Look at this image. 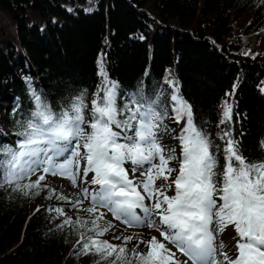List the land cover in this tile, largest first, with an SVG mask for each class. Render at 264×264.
<instances>
[{
	"label": "trees",
	"instance_id": "trees-1",
	"mask_svg": "<svg viewBox=\"0 0 264 264\" xmlns=\"http://www.w3.org/2000/svg\"><path fill=\"white\" fill-rule=\"evenodd\" d=\"M1 10L17 19V41L0 38V148L22 139L17 133L35 110L32 89L54 112L83 96L90 119L103 59L109 80L119 85L118 108L133 93L155 99L163 90L156 107L168 115L160 127L174 136L185 121L172 119L171 81L192 106L197 127L220 145L213 149L217 173L225 163L223 129L248 160L264 161V0H0ZM226 100L232 120L222 125ZM60 196L44 180L24 190L0 187V264H108L99 254H82L78 244L82 232L94 235L87 231L94 216L76 213L65 224L55 209L73 204ZM41 198L49 205L35 210ZM78 218L88 225L76 224ZM120 246L135 264L128 244Z\"/></svg>",
	"mask_w": 264,
	"mask_h": 264
},
{
	"label": "snow or ice",
	"instance_id": "snow-or-ice-1",
	"mask_svg": "<svg viewBox=\"0 0 264 264\" xmlns=\"http://www.w3.org/2000/svg\"><path fill=\"white\" fill-rule=\"evenodd\" d=\"M98 75L101 80L88 120L83 96L64 110L54 112L32 89L35 110L27 119L24 131L17 133L22 139L14 147L0 148L4 156L0 159V187L14 185L17 190L39 187L46 175H59L73 186L78 181L97 185L92 191L82 189L84 199L91 203L85 211L94 216L87 231L94 235L85 238L82 232L78 244L82 246V254H99L108 264H131V261L127 259L126 247L100 239L111 228L110 224L101 227L98 223L103 219L102 212L96 214L101 208H107L128 226L155 229L192 264H264V161L248 160L231 132L223 129L225 163L217 173L218 160L213 149L219 151L220 145H214L207 133L197 127L192 106L167 81L173 87L172 119L177 124L184 120L185 126L175 137L181 148L179 173L171 184L157 187V179L167 182L175 171L168 167L169 162L178 159L174 148L160 143L163 132L168 131L167 126L163 130L160 127L168 113L165 111L162 116L156 107L163 90L155 99L146 97L142 90L133 93L118 108L119 85L109 80L103 59L99 61ZM223 107L219 123L226 125L232 120V104L226 100ZM86 123L91 131L85 129ZM166 151L170 154L165 155ZM81 161L85 162L82 176ZM126 162L133 165V178H129L124 167ZM38 172L42 174L34 183L21 184ZM137 172L143 179L136 178ZM89 173L94 174L91 180ZM173 185L175 195L170 197L167 191ZM146 199L154 202L146 204ZM82 203L77 201L73 207L78 209ZM55 211L64 215L63 209ZM153 213L158 221L153 219ZM71 223L68 217L65 224ZM76 224L86 227L88 221L78 218ZM229 225L239 237L234 255L223 251V242L216 243L217 235ZM123 239L126 245L132 237ZM141 244L146 250L140 249ZM218 252L222 260L217 259ZM131 255L135 264H178L175 253L156 237L137 238Z\"/></svg>",
	"mask_w": 264,
	"mask_h": 264
},
{
	"label": "rangeland",
	"instance_id": "rangeland-1",
	"mask_svg": "<svg viewBox=\"0 0 264 264\" xmlns=\"http://www.w3.org/2000/svg\"><path fill=\"white\" fill-rule=\"evenodd\" d=\"M17 19H14L11 17L8 13L4 11H0V38L3 42H16L17 41ZM14 22L16 23L14 25ZM35 23V20H30L28 24L32 26ZM246 23V22H245ZM244 21L240 20L237 24L239 27L244 26ZM46 26L45 23L42 24V27L44 28ZM2 30V31H1ZM3 103H0L2 105ZM3 106V105H2ZM4 108H7V105H4ZM2 120V117L0 116V121ZM85 129L87 131H91L90 128H88V125H84ZM163 129V128H162ZM169 136V134L166 132H163V137L160 139V143L162 145H167L169 149H175V155L178 157L176 160H172L169 162L168 167L175 169L173 171L168 179V181H164L163 178L157 179L155 181L156 186L159 187L160 185L164 183L171 184L172 181L176 178V176L179 173V166H180V158H181V148L179 145V140L175 139L176 136ZM83 152V149H81ZM169 152H165V155H169ZM156 163L158 164L159 161L157 160ZM85 166V162L81 161L80 168H81V176L83 174V168ZM125 169L128 170L129 178H133V173L131 171L133 165L131 162H126L124 164ZM147 167V166H146ZM42 173L38 172L37 175H41ZM93 173H89L88 179L91 180V177L93 176ZM137 179H143L140 177L139 172L136 173ZM45 187L50 188L51 193H57L58 195H61L65 197L68 201L71 202V205L75 204L77 201H83L82 204L79 205V208H74L73 206L63 210L64 215H62L63 218H74V215L76 213L87 216L89 215L85 209L91 207V203L89 200L84 199V196L82 194L83 188H88L89 191L95 190L98 188L97 185L90 184V183H81L80 181L77 182V186H73L68 179L61 178L59 175L53 176V175H46L45 179ZM54 190V191H53ZM168 196L175 195V186L173 185L172 188H170L167 191ZM154 201L145 200L146 204H151ZM49 202L46 198H41L38 201V205L36 206L35 210H38L43 207H48ZM70 205V206H71ZM103 213V219L108 221L111 225V232L110 234L104 239L106 241H109L113 245L120 246L122 242H124V237H132V240H130L128 244L129 251L131 253V250L133 247L137 244V238L142 240H150L152 237H156L157 240L164 243L168 249L172 253H175L174 260L178 262V264H192V261L188 259L187 256L183 255L173 244L164 241L163 237L160 236V233L157 232L153 228H148L145 226H128L125 223H123L121 220L116 219L110 211H108L107 208H101L98 210L99 213ZM138 214L143 216V213L140 212L139 209H137ZM153 219L158 221V217L155 216V213H153ZM116 237H120V239H116ZM239 237L235 233V229L232 225H229L225 228L223 233H219L217 235L216 243L219 245L221 242L224 244L223 251L228 252L230 255H234L236 253L235 245L237 243V240ZM140 249H145V246L143 244L140 245ZM138 249V250H140ZM146 250V249H145Z\"/></svg>",
	"mask_w": 264,
	"mask_h": 264
},
{
	"label": "bare ground",
	"instance_id": "bare-ground-1",
	"mask_svg": "<svg viewBox=\"0 0 264 264\" xmlns=\"http://www.w3.org/2000/svg\"><path fill=\"white\" fill-rule=\"evenodd\" d=\"M217 259L218 260H222L223 259V257L219 255V252L217 253Z\"/></svg>",
	"mask_w": 264,
	"mask_h": 264
}]
</instances>
